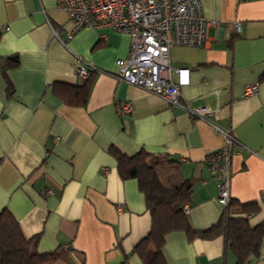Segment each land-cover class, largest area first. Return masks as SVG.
Returning <instances> with one entry per match:
<instances>
[{
  "label": "crops",
  "instance_id": "obj_1",
  "mask_svg": "<svg viewBox=\"0 0 264 264\" xmlns=\"http://www.w3.org/2000/svg\"><path fill=\"white\" fill-rule=\"evenodd\" d=\"M201 4L207 43L173 46L169 57L173 80L188 69L180 102L207 106L209 121L114 76L128 35L90 26L68 35L55 0H0V212L36 237L38 251L58 250L53 264H143L135 246L152 217L137 179L120 177L112 147L165 156L155 169L164 184L192 182L184 204L192 228L215 224L223 206L206 156L224 137L210 122L244 145L228 146L232 210L256 205L243 215L251 226L264 222V0ZM78 66L89 69L85 80ZM249 83L258 89L244 96ZM161 251L165 264L236 261L222 235L190 239L181 229L167 233ZM247 264H264V239Z\"/></svg>",
  "mask_w": 264,
  "mask_h": 264
},
{
  "label": "built area",
  "instance_id": "obj_2",
  "mask_svg": "<svg viewBox=\"0 0 264 264\" xmlns=\"http://www.w3.org/2000/svg\"><path fill=\"white\" fill-rule=\"evenodd\" d=\"M67 14L71 26L68 35L84 26L109 27L128 35L129 49L125 57L115 60L114 76L118 80L144 88L181 106L195 118L209 121L211 113L205 105L192 106L180 102V86L188 79V69L179 68V79L171 76L169 52L173 46L202 47L207 43V30L211 23L203 15L201 0H55ZM236 30L239 26H235ZM92 69V68H91ZM89 69L76 68V76L85 80ZM257 83L244 87V96L254 94ZM121 109L129 112L130 104ZM213 129L224 137V146L206 156V163L217 184V199L224 207L230 197L231 153L228 146L235 144L237 151L244 145L232 137L227 130L210 122ZM264 200V190L260 194ZM184 206V211H187Z\"/></svg>",
  "mask_w": 264,
  "mask_h": 264
},
{
  "label": "trees",
  "instance_id": "obj_3",
  "mask_svg": "<svg viewBox=\"0 0 264 264\" xmlns=\"http://www.w3.org/2000/svg\"><path fill=\"white\" fill-rule=\"evenodd\" d=\"M15 61L16 58H12ZM10 57L3 63L10 65ZM264 80V72L259 76ZM112 154L117 160V170L121 178H136L144 194L145 203L152 217V226L135 246L143 264H165L162 255L167 233L183 230L193 237L212 238L222 235L232 249L235 264H247L259 255V248L264 239V222L251 226L244 213H251L256 205L241 204V212L232 210V200L223 207L220 218L211 227L197 231L192 228L184 204L190 201L191 180H184L178 185H166L156 174V167L166 162L165 156H156L141 149L127 155L112 147ZM235 214V215H234ZM36 237L26 238L18 221L6 209L0 212V264H53L58 259V250L41 252L37 250ZM151 245L154 247L152 248Z\"/></svg>",
  "mask_w": 264,
  "mask_h": 264
}]
</instances>
